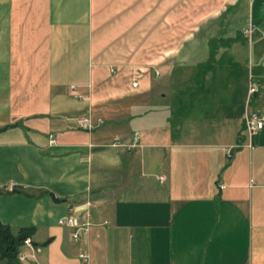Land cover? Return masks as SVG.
<instances>
[{"label": "crops", "instance_id": "1", "mask_svg": "<svg viewBox=\"0 0 264 264\" xmlns=\"http://www.w3.org/2000/svg\"><path fill=\"white\" fill-rule=\"evenodd\" d=\"M248 3L0 0V221L34 230L22 264H264V128L253 151L245 132L263 60H223ZM168 13L173 60L120 65L165 44Z\"/></svg>", "mask_w": 264, "mask_h": 264}, {"label": "rangeland", "instance_id": "2", "mask_svg": "<svg viewBox=\"0 0 264 264\" xmlns=\"http://www.w3.org/2000/svg\"><path fill=\"white\" fill-rule=\"evenodd\" d=\"M197 3H200V7H205V2H194L193 5H187L186 7H196ZM245 11L247 26L249 27V29L251 28L254 31L252 34L247 33V36L243 41V46L239 50L237 56H234L235 54L229 53L224 57L223 60H263L262 63L264 65V0H249L248 6ZM165 19L167 20L166 24L168 28L171 29L169 30L167 26L165 27V31L168 30L164 34L165 44L161 45L160 48H150L147 53L143 54V56L141 55V50H139L141 54L137 50H132V60H117L119 64L126 66L128 69L140 71L141 69L157 67L159 65L166 64L167 62H169V60H173L172 58L175 50L168 47L173 46L172 44H170L173 41V32L171 26L172 23H168V21L172 22L173 17L169 16L168 13V16H166ZM188 33L189 30H187V32H183V37ZM168 39H170L171 42H167ZM139 42L140 41L138 40H134V43ZM203 55L204 53L202 49L201 53H198V55L195 56L192 60H201L203 58ZM232 74H242V70H239L237 67H235V71ZM23 251L24 254H26L27 250L23 248ZM5 263L6 262L4 260L0 259V264ZM20 263L22 264L21 261Z\"/></svg>", "mask_w": 264, "mask_h": 264}, {"label": "built area", "instance_id": "3", "mask_svg": "<svg viewBox=\"0 0 264 264\" xmlns=\"http://www.w3.org/2000/svg\"><path fill=\"white\" fill-rule=\"evenodd\" d=\"M253 29H249L246 31V33L252 34ZM134 87H138V82L133 83ZM72 93L76 98H82V96L78 92L77 86L71 87ZM260 89L257 83L253 82L252 79L249 84V90H248V97H247V103H246V111H245V132L247 137V143L246 147H248L251 151H253L256 148V145L254 144L255 137L260 133V131L264 128V120L262 119V116L258 110H255L252 106L253 98L254 96L259 93ZM104 123L103 120H99V125H102ZM78 124L80 128H83L85 130H93L96 128L91 123V120L89 117H85L78 120ZM138 136V134L136 135ZM56 138L54 135H50V144H55ZM233 156L232 149L228 151V158H231ZM61 226L73 228L76 230L74 233V239H79V233L81 231H87L89 229L90 224L89 223H81L80 220L75 216L71 215L69 217L63 218L60 221ZM23 248H28L31 251L35 252V248L33 246V243L30 238L25 240V243L19 253V260L21 262H25L28 258L26 254H24ZM84 264L90 263V256L83 252L79 256Z\"/></svg>", "mask_w": 264, "mask_h": 264}, {"label": "trees", "instance_id": "4", "mask_svg": "<svg viewBox=\"0 0 264 264\" xmlns=\"http://www.w3.org/2000/svg\"><path fill=\"white\" fill-rule=\"evenodd\" d=\"M8 190H0V193H7ZM34 230L32 228H21L17 232L3 224L0 221V259L4 260L5 264H21L18 256L25 243V240L30 238ZM49 243L46 242L44 245Z\"/></svg>", "mask_w": 264, "mask_h": 264}]
</instances>
